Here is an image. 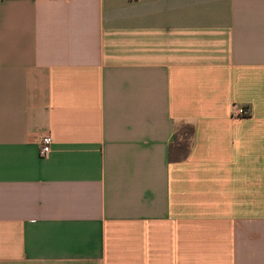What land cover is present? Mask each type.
Returning <instances> with one entry per match:
<instances>
[{
	"label": "crops",
	"instance_id": "1",
	"mask_svg": "<svg viewBox=\"0 0 264 264\" xmlns=\"http://www.w3.org/2000/svg\"><path fill=\"white\" fill-rule=\"evenodd\" d=\"M0 264H264V0H0Z\"/></svg>",
	"mask_w": 264,
	"mask_h": 264
},
{
	"label": "trees",
	"instance_id": "2",
	"mask_svg": "<svg viewBox=\"0 0 264 264\" xmlns=\"http://www.w3.org/2000/svg\"><path fill=\"white\" fill-rule=\"evenodd\" d=\"M192 133V125L186 122H181L175 127L173 138L168 144L169 160L181 159L185 156Z\"/></svg>",
	"mask_w": 264,
	"mask_h": 264
},
{
	"label": "built area",
	"instance_id": "3",
	"mask_svg": "<svg viewBox=\"0 0 264 264\" xmlns=\"http://www.w3.org/2000/svg\"><path fill=\"white\" fill-rule=\"evenodd\" d=\"M230 114L233 117H240L249 114V107L244 104H238L232 107ZM52 137L49 132H42L37 136V152L41 156H45L51 146Z\"/></svg>",
	"mask_w": 264,
	"mask_h": 264
}]
</instances>
